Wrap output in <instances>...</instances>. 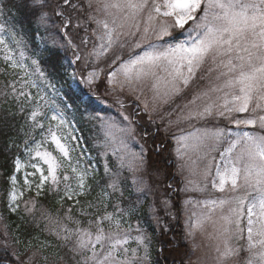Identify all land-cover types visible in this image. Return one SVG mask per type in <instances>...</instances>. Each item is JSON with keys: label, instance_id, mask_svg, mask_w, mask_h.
<instances>
[{"label": "snow or ice", "instance_id": "obj_1", "mask_svg": "<svg viewBox=\"0 0 264 264\" xmlns=\"http://www.w3.org/2000/svg\"><path fill=\"white\" fill-rule=\"evenodd\" d=\"M18 7L25 10L32 30L29 35L23 24L19 31L15 25L9 30L0 24V59L6 65L0 71L10 68L19 74L0 94L5 102L12 97L19 105L16 112L4 111L5 121L24 116L25 106L31 105L24 116L30 127L25 133V158L15 156L7 177L6 209L16 213L24 192L33 189L35 197L55 194L61 208L65 201L72 202L62 216H53L39 200L24 201V212L33 221L39 212L44 230L62 241L58 248L67 250L51 259L43 256L44 264H160L152 259L153 235L139 225L125 228V218L137 214L141 196L146 199L161 185L172 192L207 191L209 178L213 192L229 195L187 199L180 207L166 195L148 205L160 235L171 231L164 216L178 220L195 204L200 211L185 221L186 241H193L197 231L203 235L207 225L212 228L207 238L215 241L213 264H264V0H22ZM51 28L58 32L42 53L36 38L41 29L48 33ZM29 51L32 56L26 54ZM69 52L68 66L76 67L65 82L70 81L77 111L84 109L82 118L98 125L94 143L108 177L95 202L83 204L80 198L91 193L88 178L95 177L96 168L79 148L66 116L70 106L52 79ZM44 53L47 69L42 67ZM101 76L107 85L104 94L113 96L119 106L120 120L96 114L93 105L105 103L99 92ZM31 89H36L35 95ZM41 117L56 122L55 126L49 122L46 133ZM182 124L188 127L172 131ZM37 128L43 138L29 143L27 137ZM161 132L164 137L158 142ZM169 135L176 159L182 161L171 179L150 158V152L159 155ZM49 144L54 146L51 150L45 147ZM13 146L18 147L14 142ZM199 164L202 188L193 187L187 177L179 189L171 182L185 171L192 174ZM125 191L140 194L135 203L129 202L127 208L110 203L117 192V201L122 200ZM77 205L80 216L93 217L86 226L73 215ZM10 236L5 223L0 264H38L39 246L28 254L29 241L24 251H18L9 243ZM13 243L22 241L16 238ZM41 244L51 247L46 241ZM197 247L191 244L182 264H206L191 258ZM241 252L247 255L241 257Z\"/></svg>", "mask_w": 264, "mask_h": 264}, {"label": "trees", "instance_id": "obj_2", "mask_svg": "<svg viewBox=\"0 0 264 264\" xmlns=\"http://www.w3.org/2000/svg\"><path fill=\"white\" fill-rule=\"evenodd\" d=\"M22 5V0H0V24L5 25L6 27L11 29L13 25H15L17 31L20 30V25L23 24L25 27V31L31 34V27L29 25V20L27 14L23 7H18ZM57 21L56 17H53V23ZM58 29L51 28L48 33H45L43 29H41L40 35L36 38V47L40 52H44L45 43L51 47L52 46V38L56 36ZM44 36L45 40L42 42L40 36ZM29 56H32L33 53L31 51L26 53ZM2 56V53H0ZM68 60H63V67L60 68L59 75H53V82L56 83L57 88L60 89V97L63 99L65 103H68L70 108L66 112V116L69 119L71 125L76 130L80 131V134L83 138V141L79 140V148L83 150V156L87 160L91 161V165L96 168L95 177L89 176L88 184L91 185L92 191L86 197H81L82 204L86 201H94L97 195L101 192L102 188H105L107 183L103 181L104 172L102 170V164L100 160L96 158V152L92 148V145L86 139L87 131L84 128L83 118L80 115L84 112L82 107L77 111V105L74 102L73 93L68 89L67 74L70 70H73L75 66L69 67L68 61L71 59V52L67 53ZM47 61V53H44L42 59V67L45 69L49 68V64ZM27 63H31V61H27ZM6 65L3 60L0 59V70L5 69ZM18 73L13 72L12 69H7V73L0 71V92H2L5 88V84L8 81L17 80ZM63 77V79H61ZM19 87V84H17ZM33 95H35L36 91L31 89ZM23 99V98H21ZM19 105L12 97L7 98V102H5V97L0 94V215L4 217L2 220L3 223H7L9 227V232L11 233L10 244L13 248L18 251H24L27 243L31 241L32 248L28 250V254L32 251L36 250L39 246L38 254V264H44L43 256H48L50 259L54 256L65 255L66 249L58 248L57 245L61 244L62 241H58L54 236L50 235L48 231L45 229V221L40 219L39 212H37L36 220L33 221L32 216L26 214L21 209H18L16 213H11L7 211V188H8V180L7 177L13 171V159L17 154H21L24 148V140L26 139L25 133L29 130L30 123L26 124L24 120V116L27 115L29 108L31 105H26L24 109V116L16 115L9 116L7 121L3 119V113L5 110H9L11 112H16ZM95 107V104L93 105ZM97 109V107H95ZM106 111L101 109H97L96 114H104ZM29 137V136H28ZM27 137V139H28ZM160 135L158 137L159 142ZM13 142L17 146H13ZM149 148L151 145L148 146ZM170 144H165L163 142V146L160 150L159 155H151V160L155 163L156 166L164 168L169 173V179H171V175L176 173L175 168V160L173 156H171ZM75 155V154H74ZM95 155V157H94ZM85 161V162H86ZM99 161V162H98ZM176 188L179 186L178 184V175L175 176V179L171 181ZM128 185L131 184V179L129 178L127 181ZM160 190L164 187L160 186ZM110 191V189H109ZM167 192H171V190H167ZM137 195L135 191H132L131 195H129L128 191H125L124 197L122 200L118 201L120 203V207L127 208L129 206V202L135 203V198ZM119 197V195L117 196ZM116 194H114L111 198L110 203H116L117 198ZM178 192H173L171 199L174 201L177 207L178 205ZM35 199L39 200L41 204H43L53 216L57 214L63 215L65 209L72 204L71 201H65L64 207L61 208V205L57 203L58 197L55 194L42 195L41 197H35ZM142 203L139 206V210L137 214L131 217V222H135L137 225L146 229L150 235H153V246H152V259L153 261L159 260L160 264H182V261H187L185 240L183 237V232L180 225V217L178 220H173L168 222V226L171 229L170 232L165 233L164 236H161L159 230L157 229V225L153 222L149 215L148 205L150 203V198L147 195L145 199L141 196ZM81 205H77L74 208L73 215L78 216V209ZM108 211H113L112 207L108 208ZM80 216V215H79ZM81 221H85L84 216H80ZM92 219L93 217H89ZM67 223V221H65ZM73 226V224H70ZM155 230V231H154ZM18 238L22 241L20 244L13 243V240ZM46 241L51 244V247H44L41 242ZM163 241V243H161ZM171 241V242H170ZM163 247L164 251L161 254L160 248ZM3 255L2 249H0V256ZM70 255V254H69ZM68 264H74V262L69 261Z\"/></svg>", "mask_w": 264, "mask_h": 264}, {"label": "rangeland", "instance_id": "obj_3", "mask_svg": "<svg viewBox=\"0 0 264 264\" xmlns=\"http://www.w3.org/2000/svg\"><path fill=\"white\" fill-rule=\"evenodd\" d=\"M91 45H89L90 47ZM17 55H18V52H17ZM76 67V66H75ZM73 70H70L69 73H71ZM68 73V74H69ZM75 85H73V89H75ZM83 87V86H81ZM107 87L106 84L103 83V76H101V85H100V88H99V92H100V95H101V99L105 101V103H99V102H96L95 103V107H97V109H101L103 111H106V113L104 114H99L101 116H110L114 119H117V120H120L122 119L121 116H120V111H119V106L117 104L114 103V97L113 96H109V95H105L104 94V88ZM34 91H36V89H33ZM150 95V94H149ZM184 103V101L182 100H177V104L179 105H182ZM67 105H69L68 103H66ZM167 105L164 106V109L166 110L167 109ZM70 108V107H69ZM68 108V110H69ZM46 111V109H45ZM175 115L176 113H173V116L171 118L175 119ZM241 115H247V114H241ZM41 119V121L44 123L45 127H44V130L43 132L46 133L47 131V128H48V124L49 122L55 126V121H44L43 118H39ZM145 121L147 120V117L145 116ZM83 122H84V128L86 129L87 131V134H86V139L89 141V143L92 145V148L95 150L96 152V158H98V160H100V163L102 164V170L104 172V167H103V160L100 159V157L98 156V152L96 150V147H95V143L94 141L96 140V137H97V134H98V125H95L94 126V123H90L87 121V119L83 118ZM159 123V122H158ZM195 123V122H193ZM201 123H204V122H201ZM212 123H219V126L221 127H234L232 125H228L226 121H212ZM199 126V125H197ZM208 126H211V124H209ZM183 127V128H187L188 126L186 124H182L180 125L179 127H176V128H173L172 131L174 132H177L179 133V130L180 128ZM42 130L37 128L35 129L34 131L31 132V135L28 137V142L31 143L33 138L35 140H41L43 138L42 134H41ZM74 135L77 136L79 138L80 141H83V138L80 134V131L76 130L74 128ZM160 135V139H162L164 137V133L161 132L159 133ZM163 142L165 144H170V149H171V156H173L174 160H175V168H176V171H177V164L178 163H182V161H177L176 159V156H175V152H174V149L176 147L175 145V142L171 139V136L169 135V138H167L166 140H163ZM73 143H75V141H73ZM45 147H48L50 150L52 147V145H45ZM137 147V150H139L138 146ZM20 157L21 159H24V148L22 150V153L20 154ZM95 157V155H94ZM151 158V157H150ZM203 167L202 164H199L198 167L195 168V171L192 173V174H189L188 171H185L184 175L181 176V175H178V184L179 186L177 187L178 189L179 188H182L184 186V183L186 182L185 181V177H187V179H190L191 181H193V187L195 186H199V187H203L205 181H204V178L200 172V169ZM28 171H32V169H28ZM31 179V178H30ZM210 179L209 178V188L207 191H198V190H193V191H189V192H178L179 194V198H178V205L180 207V203L181 201L183 200H187V199H191L193 201H199V200H203L205 198H207L208 196H221V195H229V193H224V194H221L219 192H213L211 190V187H210ZM103 181H105L106 183L108 182V177L104 176V179ZM149 183H151V181H149ZM20 184L21 186L23 185V176L21 175L20 176ZM162 186V185H161ZM116 194V197L119 195V193H115ZM150 198V203L153 202V200L157 197L159 198H163L164 196L166 195H170L172 196L173 195V192H167V189L163 188L162 190H160V188L158 190H154L152 193H149L147 194ZM7 196V195H6ZM30 198H35V190L33 189L32 191H25L24 192V195L22 197V200H21V207L20 209L22 211H24V201H28ZM118 202V201H117ZM116 202V203H117ZM119 203V202H118ZM200 211V208L197 207L195 204L193 205H189L188 206V214L185 215L183 212L180 213L179 217H180V227L183 232V237H185V221L187 220L188 216L191 215L192 212H199ZM78 219H80L81 217L77 216ZM86 220L83 221L85 222L84 225L82 226H86V221L88 219H90L89 217H84ZM151 218V217H150ZM165 220H167L168 222H171L173 221L170 217L168 216H164L163 217ZM131 218H125V224H124V227L127 228L128 225L130 224L132 229L134 230L136 227H137V224L135 222H131L130 220ZM193 219H195L193 217ZM81 220V219H80ZM152 220V218H151ZM153 222H155L154 220H152ZM3 221L0 220V232L3 231ZM69 227H75V225L71 226L69 224ZM212 232V228L210 226H207L205 227V232L204 234L202 235L201 232L197 231L196 234H195V239L191 242L189 241H186L185 238V247H186V250L187 252H191V244L192 243H195L198 247L196 248V251L192 254V259L193 260H196L197 258H200L202 261H205L206 264H213V258L215 256V252H214V248L212 247V245L215 244V241L213 240H209L207 238V233H210ZM133 235H135V231H133L132 233ZM3 242L0 241V244H2ZM9 243H10V239H9ZM235 243V241L233 242ZM132 246H135L134 244ZM31 254V253H30ZM247 254L244 253V252H241L240 256L241 257H245ZM38 254L36 256V260L38 262ZM188 259V258H187Z\"/></svg>", "mask_w": 264, "mask_h": 264}]
</instances>
